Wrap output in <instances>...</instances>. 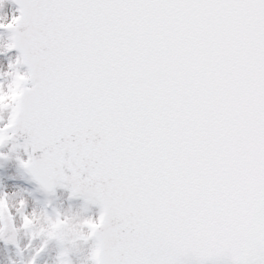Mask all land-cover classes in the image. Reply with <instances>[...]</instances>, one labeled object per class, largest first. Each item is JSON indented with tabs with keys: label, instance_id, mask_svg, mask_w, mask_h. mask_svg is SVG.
<instances>
[{
	"label": "snow or ice",
	"instance_id": "6c2138e0",
	"mask_svg": "<svg viewBox=\"0 0 264 264\" xmlns=\"http://www.w3.org/2000/svg\"><path fill=\"white\" fill-rule=\"evenodd\" d=\"M6 3L0 149L98 210L78 226L53 210L27 264L50 242L73 264L69 232L84 264H264V0ZM11 220L0 195L19 254Z\"/></svg>",
	"mask_w": 264,
	"mask_h": 264
},
{
	"label": "rangeland",
	"instance_id": "374dc122",
	"mask_svg": "<svg viewBox=\"0 0 264 264\" xmlns=\"http://www.w3.org/2000/svg\"><path fill=\"white\" fill-rule=\"evenodd\" d=\"M10 3H6L3 12L0 13L9 16L13 9ZM2 19V18H0ZM7 34L0 31V44L6 41ZM9 57L14 58L15 54H0V84L5 86L9 82L8 63ZM0 118H7V111L0 113ZM10 145H7L0 152L8 156L7 160H0V195L6 197V203L9 214L12 217V224L17 232V248L6 246L0 243V264H27L32 251L39 247L41 239H32V234L40 233L47 228V218L53 215V210L59 212L62 217H68L70 226H78L83 219L93 216L97 213L96 208L85 209L80 200H69L67 191L57 189L54 194L46 197L25 177L23 171L16 163V156L26 159L22 150L9 151ZM43 200L46 202L42 203ZM22 215L32 217V228L30 231L22 227ZM69 232L65 236L66 246L71 248L73 264H84L87 256V246L77 241L75 245L68 243L72 240ZM58 248L54 242H50L46 250L38 259V264H56Z\"/></svg>",
	"mask_w": 264,
	"mask_h": 264
},
{
	"label": "water",
	"instance_id": "95a60500",
	"mask_svg": "<svg viewBox=\"0 0 264 264\" xmlns=\"http://www.w3.org/2000/svg\"><path fill=\"white\" fill-rule=\"evenodd\" d=\"M15 6V5H13ZM22 143V141H20ZM37 155H39V153H37ZM5 236L6 237H11L13 240H15L16 242V232L14 231L12 225H11V222L9 224V226L5 229Z\"/></svg>",
	"mask_w": 264,
	"mask_h": 264
}]
</instances>
